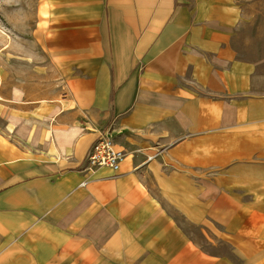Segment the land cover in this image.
<instances>
[{
	"label": "crops",
	"instance_id": "0c3cea01",
	"mask_svg": "<svg viewBox=\"0 0 264 264\" xmlns=\"http://www.w3.org/2000/svg\"><path fill=\"white\" fill-rule=\"evenodd\" d=\"M244 22L233 0H41L48 79L0 71V264H264V57H238ZM107 132L126 160L91 172Z\"/></svg>",
	"mask_w": 264,
	"mask_h": 264
},
{
	"label": "rangeland",
	"instance_id": "374dc122",
	"mask_svg": "<svg viewBox=\"0 0 264 264\" xmlns=\"http://www.w3.org/2000/svg\"><path fill=\"white\" fill-rule=\"evenodd\" d=\"M243 7L245 22L237 38L238 57L257 60L264 57V0H233ZM41 0H0V71L9 78L19 75L25 80L48 79L47 57L41 55V46L36 38ZM24 53V55H23ZM262 78L256 89L264 90V64L258 69ZM32 90L47 91V88ZM176 219L184 225L188 234L208 252L231 254L224 244L208 242L198 227L187 224L175 211Z\"/></svg>",
	"mask_w": 264,
	"mask_h": 264
},
{
	"label": "built area",
	"instance_id": "2783aa9c",
	"mask_svg": "<svg viewBox=\"0 0 264 264\" xmlns=\"http://www.w3.org/2000/svg\"><path fill=\"white\" fill-rule=\"evenodd\" d=\"M126 157V151L117 147L112 136L108 132L103 133L87 153V169L94 172L101 168H109L114 172H118ZM153 158L154 156H151L148 159Z\"/></svg>",
	"mask_w": 264,
	"mask_h": 264
}]
</instances>
